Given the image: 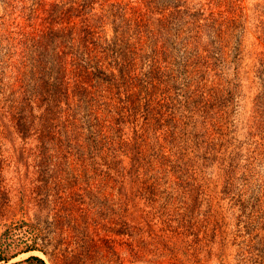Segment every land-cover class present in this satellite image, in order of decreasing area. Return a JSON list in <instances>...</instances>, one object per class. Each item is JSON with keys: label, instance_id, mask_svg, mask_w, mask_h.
<instances>
[{"label": "rangeland", "instance_id": "1", "mask_svg": "<svg viewBox=\"0 0 264 264\" xmlns=\"http://www.w3.org/2000/svg\"><path fill=\"white\" fill-rule=\"evenodd\" d=\"M3 245L264 264V0H0Z\"/></svg>", "mask_w": 264, "mask_h": 264}, {"label": "trees", "instance_id": "2", "mask_svg": "<svg viewBox=\"0 0 264 264\" xmlns=\"http://www.w3.org/2000/svg\"><path fill=\"white\" fill-rule=\"evenodd\" d=\"M60 62V61H59ZM122 70H123V67H122ZM37 241L36 239H33L32 241H29L28 243H26L21 249V251H31V250H39V251H42L43 253H47L45 251V249L43 247H41L40 245H37ZM9 245V243H8ZM8 245H3V246H0V264H5L9 261V259L11 257L14 256V254L10 255L8 254L9 252V247ZM27 261H35V262H38L39 264H47L40 256L38 255H30L28 256L26 259L24 260H20V261H17V262H13L11 264H17V263H21V262H27Z\"/></svg>", "mask_w": 264, "mask_h": 264}]
</instances>
